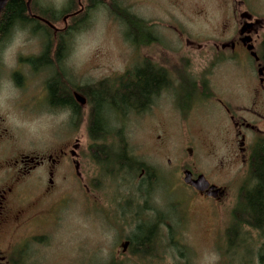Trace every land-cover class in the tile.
<instances>
[{
    "label": "rangeland",
    "instance_id": "rangeland-1",
    "mask_svg": "<svg viewBox=\"0 0 264 264\" xmlns=\"http://www.w3.org/2000/svg\"><path fill=\"white\" fill-rule=\"evenodd\" d=\"M100 1V5L92 7L91 0H32L31 14L41 19L37 14L44 11L57 15L69 7L75 8L71 16L43 19L53 27L33 17L34 23L25 24L42 50L47 46L52 67L31 71L28 60L40 55L23 56L12 68L0 65L4 150L21 148L41 155L59 141L69 144L76 139L81 147L79 180L66 170L65 178L56 179L48 199L54 213L46 225L47 238L33 245L32 264H195L205 248H214L221 256V264H264V234L249 227L237 234L227 232L237 206L238 189L249 177L239 162L230 118L235 123L237 115L242 114L240 110L253 108V67L236 60L207 62L214 57L208 56L215 52L214 41L236 35L241 12L260 17L264 31V0ZM117 10L144 21L146 27L140 25L135 28L136 33L132 27L126 29ZM148 39L144 44L130 43ZM58 47L64 55L60 54L59 61ZM69 55L72 69L64 64ZM157 55L165 58L169 72L183 75L191 71L206 79L212 97L191 110L160 101L140 114L119 117L112 113L110 121L126 144L128 155L156 175L152 191L140 198L137 189L145 168L134 178L123 170L113 179H106L90 158L88 106L81 110L80 123L70 120L64 124L45 100L38 102L50 80L55 84L61 80L83 94L85 87L99 83L111 88L118 86L130 70L141 68L145 57ZM124 68L127 69L122 75L115 74ZM9 78L15 82V89L4 83ZM179 96L177 91L175 99ZM169 98V93H164L161 99ZM242 115L249 120L246 113ZM109 164V168L115 167L112 160ZM184 171L198 175L195 179L203 176L209 185L224 189L226 194L214 201L194 193L184 183ZM192 173L191 179L195 180ZM26 198L35 202L36 209L43 206L35 193ZM156 212L168 218L163 225L167 230L158 231L159 245L151 257L140 259L123 245L137 220L153 222ZM102 225L115 231L111 244L103 249L97 243Z\"/></svg>",
    "mask_w": 264,
    "mask_h": 264
},
{
    "label": "flooded vegetation",
    "instance_id": "flooded-vegetation-1",
    "mask_svg": "<svg viewBox=\"0 0 264 264\" xmlns=\"http://www.w3.org/2000/svg\"><path fill=\"white\" fill-rule=\"evenodd\" d=\"M234 16L236 17V13ZM238 18L240 21L236 25V35L228 40L214 41L215 52L208 54L214 57L208 58L207 62L217 59L236 60L239 64L246 63L249 67H253L251 68L255 82L251 100L253 108L251 111L240 110L242 114L246 113L249 120L243 118L242 114L237 115L235 123H233V117L230 118L238 142L240 165L249 173L251 163L256 164L260 153H264V31L262 32V19L255 18L249 11L241 12ZM34 21L36 20H33V23ZM6 32L7 30L2 35L0 29V41ZM217 44H220V48ZM197 49H201V46L197 45ZM47 54L42 53L38 58L28 60L31 71H37L40 68L47 70L48 66L52 67ZM60 54L63 55L62 52L56 53L58 61ZM155 57H145L141 65V70L145 74L150 71L161 81L147 95L146 108H151L161 101L171 102V105L191 110L195 105H200L199 102L207 101L212 97L209 86L206 85V79L196 77L191 71L183 75L178 71L177 73L169 72L165 67V58L161 55ZM50 81L46 83L41 96L42 101L38 103L45 100L47 107L55 111L56 116H59L57 110L70 109L71 122L80 123L81 110L87 105V99L82 90L69 87L61 80L59 84H51ZM177 91L180 96L175 99ZM164 93H169L172 100L161 99ZM80 98L85 101L84 104L79 102ZM217 103H219L218 100ZM4 135L5 131L0 125V264H32L33 245L47 238L46 225L54 213L48 205V199L54 190L56 179L65 178L66 174L63 171L66 170L71 172L70 175L74 180H79L81 147L76 139L69 144L59 141L48 147L46 153L41 155L21 148L8 152L2 146L5 140ZM53 149L54 151L51 152ZM141 174H144L143 170ZM197 176L192 173L193 179ZM248 180L249 177L239 187V194ZM188 188L214 201H219L226 194L224 189L219 188L216 198H209L206 192L199 194L192 187L188 186ZM215 191L216 189L211 192ZM31 192L43 202L41 208L36 209L35 202L27 200L26 195Z\"/></svg>",
    "mask_w": 264,
    "mask_h": 264
},
{
    "label": "trees",
    "instance_id": "trees-1",
    "mask_svg": "<svg viewBox=\"0 0 264 264\" xmlns=\"http://www.w3.org/2000/svg\"><path fill=\"white\" fill-rule=\"evenodd\" d=\"M100 4V0H91L92 7ZM74 13L75 8L69 7L57 15L45 11L36 14L38 16L40 15L43 19L51 21L56 19V16L61 18L65 17V15L71 16ZM116 14L124 26H126V29H128V26L132 27L134 33H136L135 28L141 27L140 25L146 27L144 21L133 17L125 10H121V12L117 10ZM17 21L24 25L33 22V19L28 15L26 10V0L8 1L5 10L0 16L2 35L5 30L9 27L11 28ZM126 36L125 38L127 40L129 38L128 33H126ZM147 42H149V39L144 42L130 41L132 45ZM59 48H57V53L61 51ZM42 53H48L47 46H45ZM50 83L52 84L54 81H50ZM160 83L161 81L150 71L145 74L141 68L136 67L123 76L118 86L111 85V88L110 86L107 88L104 86L105 83H99L83 89L84 96L87 99L86 106L89 107L88 135L90 140V158H92L95 165L99 168L100 174L103 177H107L106 179H113L122 173L123 170L130 173L132 178H134L137 172L145 168L140 162L128 155L126 144H124L118 132L116 133L114 131L113 123L110 119L112 118V113H116L119 117L120 115L127 116L133 113H143L146 110L145 99L147 95ZM118 138L121 139H119V142L116 141ZM258 158L259 160L256 164L251 163L249 167V180L244 184L242 192L237 197V206L232 212V222L227 231L228 233L232 232L237 234L244 227H249L260 232V234H264V153L261 152ZM109 160L114 162L115 167L109 168ZM144 170V177L140 180L137 189V195L140 198H146L152 191L155 182H157L154 171L146 168ZM129 206L131 210L134 208L131 202H129ZM149 210L147 209V211ZM155 218L156 220L153 222L151 220H137L133 233L128 238L129 252L140 259L151 257L154 250H156L154 248L159 245L156 240L158 231L160 229L167 230L163 225L168 218L164 215L161 216L159 212L155 213ZM110 264L119 263L112 261Z\"/></svg>",
    "mask_w": 264,
    "mask_h": 264
},
{
    "label": "clouds",
    "instance_id": "clouds-1",
    "mask_svg": "<svg viewBox=\"0 0 264 264\" xmlns=\"http://www.w3.org/2000/svg\"><path fill=\"white\" fill-rule=\"evenodd\" d=\"M39 40L32 35L31 29L23 23L17 21L12 25L7 37L0 41V65L5 68H12L23 56H39L42 53ZM72 56L69 55L64 64L67 69H72ZM127 68L116 70V75H122ZM7 86L15 89L16 85L10 78L5 81ZM58 115L62 123L69 124L72 112L70 109H59ZM115 237V231L111 228L101 226L97 243L102 246V249L111 244ZM195 264H221V256L214 248L202 249L195 260Z\"/></svg>",
    "mask_w": 264,
    "mask_h": 264
},
{
    "label": "water",
    "instance_id": "water-1",
    "mask_svg": "<svg viewBox=\"0 0 264 264\" xmlns=\"http://www.w3.org/2000/svg\"><path fill=\"white\" fill-rule=\"evenodd\" d=\"M8 1L9 0H0V16L3 13V11L5 10V8H6L7 4H8ZM31 1L32 0H28L26 2V10H27V13H28V15L30 17L38 18V17L33 16L31 14V11H30ZM38 20L46 23L49 27H53L48 22H46L45 20H43L41 18H38ZM79 102L81 104H84L85 103V101L83 99H81V98L79 99ZM184 175H185L184 183L192 186L196 191H198L200 193L206 192L207 196H209V197H215L217 195V193L219 192V190H216L215 192H211L212 190H215V187L214 186H210L209 183L205 180V178L203 176H199L197 179L192 180L191 179V173L190 172H185ZM127 246H128V243H126L125 245H123V249H125Z\"/></svg>",
    "mask_w": 264,
    "mask_h": 264
},
{
    "label": "bare ground",
    "instance_id": "bare-ground-1",
    "mask_svg": "<svg viewBox=\"0 0 264 264\" xmlns=\"http://www.w3.org/2000/svg\"><path fill=\"white\" fill-rule=\"evenodd\" d=\"M127 242H129V241H127Z\"/></svg>",
    "mask_w": 264,
    "mask_h": 264
}]
</instances>
